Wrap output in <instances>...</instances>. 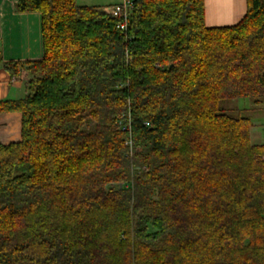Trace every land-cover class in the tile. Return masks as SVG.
I'll use <instances>...</instances> for the list:
<instances>
[{
  "label": "trees",
  "instance_id": "trees-1",
  "mask_svg": "<svg viewBox=\"0 0 264 264\" xmlns=\"http://www.w3.org/2000/svg\"><path fill=\"white\" fill-rule=\"evenodd\" d=\"M131 1L126 34L107 6L15 0L43 55L3 63L27 94L0 100L22 115L0 264H264V141L223 104L264 101V0L227 26L205 0Z\"/></svg>",
  "mask_w": 264,
  "mask_h": 264
},
{
  "label": "crops",
  "instance_id": "crops-1",
  "mask_svg": "<svg viewBox=\"0 0 264 264\" xmlns=\"http://www.w3.org/2000/svg\"><path fill=\"white\" fill-rule=\"evenodd\" d=\"M80 5L110 6L123 0H76ZM247 12V0H205V18L209 26L238 23ZM43 55L42 16L39 11L19 12L15 0H0V100L26 96L25 79L4 68L3 63L40 59ZM15 78V80H13ZM19 111L0 112V143L21 138ZM261 142V141H260Z\"/></svg>",
  "mask_w": 264,
  "mask_h": 264
},
{
  "label": "rangeland",
  "instance_id": "rangeland-1",
  "mask_svg": "<svg viewBox=\"0 0 264 264\" xmlns=\"http://www.w3.org/2000/svg\"><path fill=\"white\" fill-rule=\"evenodd\" d=\"M235 114L250 116L257 123V128L253 131V140L264 141V101L256 105L252 100L233 99L223 103ZM245 108V109H243Z\"/></svg>",
  "mask_w": 264,
  "mask_h": 264
},
{
  "label": "built area",
  "instance_id": "built-area-1",
  "mask_svg": "<svg viewBox=\"0 0 264 264\" xmlns=\"http://www.w3.org/2000/svg\"><path fill=\"white\" fill-rule=\"evenodd\" d=\"M133 8V2L131 0H123L121 3L110 5L106 7V10L110 13V15L117 19V27L123 31V33L127 34L128 31V23L129 17L131 15ZM22 79L27 78V71L24 70L21 75ZM15 80V78H13ZM130 116L120 121V128L122 130L128 131L131 133V124H130ZM148 125V123H146ZM127 143L131 146L132 141L129 139Z\"/></svg>",
  "mask_w": 264,
  "mask_h": 264
}]
</instances>
